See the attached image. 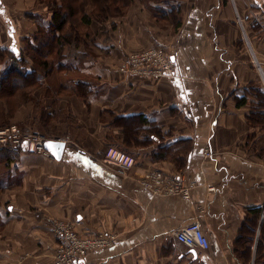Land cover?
<instances>
[{
    "label": "crops",
    "instance_id": "1",
    "mask_svg": "<svg viewBox=\"0 0 264 264\" xmlns=\"http://www.w3.org/2000/svg\"><path fill=\"white\" fill-rule=\"evenodd\" d=\"M19 2L0 0V21L7 24L0 46L8 50L22 47L9 15ZM151 5L154 16L135 1L94 34L93 70L102 91L88 108L68 96L78 111L74 132L81 134H69L60 160L0 155V264H52L55 219L80 235L109 232L118 239L74 264H264V120L248 119L257 102L253 92L246 104L236 101L248 87L264 92V0ZM172 7H180L176 28L160 14ZM155 16L169 21L162 26ZM151 47L168 54L173 76L118 73L126 54ZM131 115L148 123L139 143L128 145L114 121ZM205 147L211 157L203 155ZM109 149L133 160L127 176L103 161ZM149 170L193 182L190 198L140 187L137 179ZM197 219L211 243L206 251L179 246L173 237Z\"/></svg>",
    "mask_w": 264,
    "mask_h": 264
},
{
    "label": "rangeland",
    "instance_id": "2",
    "mask_svg": "<svg viewBox=\"0 0 264 264\" xmlns=\"http://www.w3.org/2000/svg\"><path fill=\"white\" fill-rule=\"evenodd\" d=\"M23 1V5L19 2V5H22V7H17V4H14L9 14L11 16V20L16 23L15 25L19 40L20 38L23 39L33 35L39 28L45 29L47 23H50V19L52 17L47 6L44 3H40L39 0ZM135 1H138L141 6H144L147 9L150 17L158 13L157 10L152 8L151 4L154 2L150 0H132L131 5H133ZM174 1L175 0H159V2H156L155 4H164V6H166L167 4H170ZM176 9L177 12H175L178 14L180 12V7H176ZM31 10L35 12L36 17L30 15ZM125 10L122 16H124L127 12V10ZM83 12L84 13H81L77 16V19L79 17L78 23H75L74 25L76 31H72L69 24H66L65 28L63 29V37L65 38V36H67L64 41L70 42V44L66 43L64 45V48L61 52L62 54L59 55V53H57L56 56H54V54H51V56L44 55L43 58L46 60L44 62H46L48 70L44 69L43 71L42 69V72L40 70L33 72L32 76L34 77L31 81V87L26 89L19 87L17 88V94L22 98H20V100L17 102L14 101L13 97L3 98L2 100L0 99V108L3 105V101L10 100L11 105L14 107L17 106V103L23 102V104L17 108L16 113L10 122L3 124V126L0 125V130L11 129L14 127L23 134H38L46 139L52 137L57 139L61 138L62 140H67V142L70 138L69 134L71 136L74 134H81L77 131L74 132V115L76 113L78 114V111L74 105L72 107L71 98L69 99L68 96H72V98L76 96V98L79 99L78 101L83 103L88 108V101L90 99L97 98L98 93L102 91V88L99 86L102 83L100 82L99 74L95 73L93 70V62L95 61V57L99 52L93 48L94 34L104 33L106 24L109 25L111 20L113 21L122 17L113 15L106 19H97L94 14L95 10L93 13V8H91L89 5L84 7ZM165 13L166 12H160L161 16H163ZM85 14H87L89 21L86 17L84 20L81 18L80 15ZM174 15L172 13L170 14V16ZM168 21V19H159L157 23L161 22L159 24H162L163 26L165 23H168ZM36 22H39V24ZM92 22L100 25V28L96 32H94L92 29ZM0 24V31L3 34L4 31L6 32L7 24H3V22ZM57 35H59V33ZM5 40L6 39L4 38V42ZM6 42H9L8 38ZM15 46L16 44L9 48L12 51L17 52L18 48ZM20 46L21 45L19 43V47ZM45 53L46 51H44V54ZM132 53L134 52L128 53L126 55H130ZM9 58V55L3 57V61L0 62V73L4 72L8 65L12 66V64L15 65L18 63L11 62ZM26 63V66L28 67L36 68L35 63L29 58H26ZM77 82H80L81 84L85 83L83 84L86 85L84 86L85 88L82 86L77 87ZM87 87L91 90H89ZM78 90H80V93ZM86 91L87 93L85 94ZM23 92H28L27 97L23 95ZM5 107L7 108V106ZM6 116L7 114L3 113V115H0V119L5 120ZM105 117L107 120L110 119L109 117H111V115L109 116L108 113L105 115ZM101 121L104 122V117H102ZM2 151L4 152L1 153L11 152L12 156L19 155L10 151L8 146L2 148ZM2 160L8 161L6 158Z\"/></svg>",
    "mask_w": 264,
    "mask_h": 264
},
{
    "label": "built area",
    "instance_id": "3",
    "mask_svg": "<svg viewBox=\"0 0 264 264\" xmlns=\"http://www.w3.org/2000/svg\"><path fill=\"white\" fill-rule=\"evenodd\" d=\"M119 63L117 71L124 79L174 75L173 63L160 47H151L126 55ZM48 140L67 141L46 139L38 134H23L14 127L0 130V149L8 146L15 154L31 153L49 157L50 153L44 146ZM203 155L211 157L208 147L204 148ZM103 161L113 166L117 174L122 177L127 176L133 163V160L125 154L115 153L110 149L105 153ZM137 183L152 195L179 196L183 199L190 198L191 190L195 185L193 182L184 180L181 175H168L160 170L146 171L137 179ZM198 210L202 212L199 207ZM49 231L55 240L52 264H74L82 260L89 252L110 248L118 240L116 235L109 232L80 235L71 223L56 219L50 222ZM173 237L177 245L186 248L206 251L211 244L198 219L174 230Z\"/></svg>",
    "mask_w": 264,
    "mask_h": 264
},
{
    "label": "trees",
    "instance_id": "4",
    "mask_svg": "<svg viewBox=\"0 0 264 264\" xmlns=\"http://www.w3.org/2000/svg\"><path fill=\"white\" fill-rule=\"evenodd\" d=\"M154 3H158L159 0H150ZM40 3H44L48 10L51 12V19L49 25L46 26L45 29L39 28L36 33L29 37H25L21 40L22 47L17 51L14 52L10 48H4L0 46V62L3 61L4 56H10L9 60L13 63H20V64H12L8 65L4 72L0 73V99L3 98H14V101L20 100L22 98L17 93V88L26 89L31 87L32 83V76L33 72L44 71L48 70L46 66V60H44V55L51 56L54 54L56 56L57 53L61 55L62 49L64 45L70 44V42H65L63 37V29L65 28L66 24L70 25L72 31H76L74 28L75 23H78L77 16L81 13H84V7L89 5L93 8V13L95 10V17L97 19H106L113 15L115 16H122L124 10L130 7L132 0H39ZM125 10V11H126ZM177 9L174 7L168 13H165L163 16L167 17L173 27L176 28L180 24V17L179 13L177 14ZM176 11V12H175ZM175 12V13H174ZM176 14L174 16H170V14ZM77 14V15H76ZM81 18L84 20L87 18V14L80 15ZM162 16V17H163ZM86 17V18H85ZM156 21L163 20L162 18H156ZM88 23V22H87ZM59 33V35H57ZM44 51L46 53L44 54ZM17 53V54H16ZM26 58H29L31 61L35 63L36 68H31L26 66ZM43 60V61H42ZM42 61V62H41ZM37 69V70H36ZM85 84V83H83ZM80 82L76 84L77 87H84ZM85 88V87H84ZM88 88V87H87ZM89 89V88H88ZM87 89V90H88ZM80 93V90H78ZM253 92L254 96L257 99L255 111L251 112L248 119L251 123H258V119L263 117L261 121L264 120V92L260 88H253L248 87L245 95L241 98H237V104L243 105L247 103V95ZM24 96L27 97L28 92H23ZM87 91L85 92V94ZM17 99V100H16ZM25 100V99H23ZM23 102L17 103V106L14 107L11 105L10 100L3 101V105L0 108V115L6 113V121L0 119V125L7 124L10 120L14 117L16 110L19 106H21ZM7 106V108L5 107ZM9 106V107H8ZM116 125H119L123 128V141L125 144H136L139 143L137 141V136L142 131L145 125H147V120L142 115H131V116H124L116 119L114 121ZM151 132L150 130H147ZM4 152L0 149V155H3L4 158L8 159L11 158V152L1 153Z\"/></svg>",
    "mask_w": 264,
    "mask_h": 264
},
{
    "label": "water",
    "instance_id": "5",
    "mask_svg": "<svg viewBox=\"0 0 264 264\" xmlns=\"http://www.w3.org/2000/svg\"><path fill=\"white\" fill-rule=\"evenodd\" d=\"M44 146L50 155L55 159L60 160L65 147V144L62 141L48 140L45 142Z\"/></svg>",
    "mask_w": 264,
    "mask_h": 264
}]
</instances>
